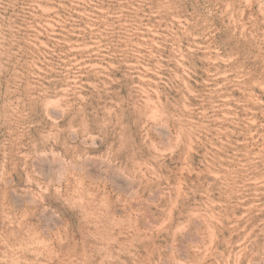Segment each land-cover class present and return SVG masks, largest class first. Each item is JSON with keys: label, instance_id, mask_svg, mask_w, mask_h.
<instances>
[{"label": "rangeland", "instance_id": "obj_1", "mask_svg": "<svg viewBox=\"0 0 264 264\" xmlns=\"http://www.w3.org/2000/svg\"><path fill=\"white\" fill-rule=\"evenodd\" d=\"M0 264H264V0H0Z\"/></svg>", "mask_w": 264, "mask_h": 264}]
</instances>
